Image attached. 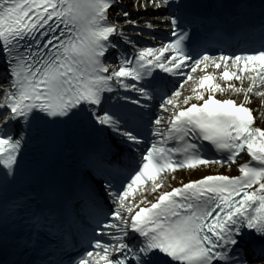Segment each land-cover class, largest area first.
Masks as SVG:
<instances>
[{
    "label": "snow or ice",
    "instance_id": "obj_1",
    "mask_svg": "<svg viewBox=\"0 0 264 264\" xmlns=\"http://www.w3.org/2000/svg\"><path fill=\"white\" fill-rule=\"evenodd\" d=\"M132 7L0 0V264H264V0Z\"/></svg>",
    "mask_w": 264,
    "mask_h": 264
},
{
    "label": "bare ground",
    "instance_id": "obj_2",
    "mask_svg": "<svg viewBox=\"0 0 264 264\" xmlns=\"http://www.w3.org/2000/svg\"><path fill=\"white\" fill-rule=\"evenodd\" d=\"M182 175H184V176H187V174H186V173H183Z\"/></svg>",
    "mask_w": 264,
    "mask_h": 264
}]
</instances>
